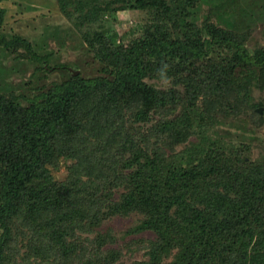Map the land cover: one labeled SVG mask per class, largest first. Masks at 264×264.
Returning a JSON list of instances; mask_svg holds the SVG:
<instances>
[{"label":"rangeland","instance_id":"obj_1","mask_svg":"<svg viewBox=\"0 0 264 264\" xmlns=\"http://www.w3.org/2000/svg\"><path fill=\"white\" fill-rule=\"evenodd\" d=\"M97 3L105 8L100 14L102 28L96 23L77 29L78 14L68 20L59 0H0L4 10L0 38L24 40L46 61L44 65L34 63L17 44L9 49L0 46V93L25 99L68 76L109 77L112 81L114 75L107 76L105 65L94 58L82 34L91 27L96 32L104 30L112 47H126L140 38L155 18L151 10H137L134 0ZM252 4L263 6L264 0H198L188 21L202 28L232 25L254 55L264 50V19L244 15ZM168 33L176 37L179 32L170 33L169 28ZM161 62L151 57L153 69L148 68L145 85L161 92L177 91L180 100L138 122L135 112L142 102L136 96L135 103L127 102L122 114H101L98 124L83 132L89 153L99 158L98 170L111 176L113 184L112 189H106L97 174L82 176L84 189L90 192L87 197L92 198L85 202L83 228L74 237V245H84L83 255L72 264H242V236L249 227H258L250 223V213L258 207L264 216V199L259 202L264 195V69L239 68L217 82L207 79L197 69L201 63L196 62L195 70L186 68L184 79L178 80ZM39 66L47 71L35 68ZM103 97L98 94V103ZM102 108L103 104L99 111ZM258 109H262L261 116ZM121 145L124 149L119 154L116 150ZM98 147L105 150L98 152ZM137 151L164 163L162 194L150 199L146 208L134 204L108 214L107 208L122 200L123 184L133 172L124 168L123 161L119 163L120 157L125 161ZM69 167L70 162H61L50 170L55 180L63 181ZM98 191L103 194L99 199ZM96 196L100 204L93 205ZM100 205H104L103 214L94 226V214L86 210ZM16 245L18 251L10 264L13 259L15 264L44 263L35 255L28 256V244Z\"/></svg>","mask_w":264,"mask_h":264},{"label":"trees","instance_id":"obj_2","mask_svg":"<svg viewBox=\"0 0 264 264\" xmlns=\"http://www.w3.org/2000/svg\"><path fill=\"white\" fill-rule=\"evenodd\" d=\"M197 1L134 0L137 10H151L155 20L140 38L126 47H112V40L104 30L86 29L82 36L94 58L105 65L103 69L107 76L114 75L112 81L109 77L68 76L61 83L39 89L25 99L0 93V264H10L18 251L17 242L26 247L28 244V256L35 255L43 264H72L83 255L85 247L74 245V237L83 228L81 212L85 202L92 197H87L90 192L84 189L82 176L97 174L106 189H112L113 184L111 176L98 170L99 158L89 153V144L83 134L85 128L97 125L101 114H122L127 102L135 103L136 96L142 102L135 112L138 122L147 121L156 109L172 107L174 100L180 98L177 91L161 92L145 85L147 70L153 69L151 57L161 59V64L169 67L173 72L171 76H178V80L184 79L186 68L195 70L196 62L201 63L197 69L207 79L217 82L226 80L239 68L264 69V50L250 54L244 39L232 25L226 29L214 25H203L202 28L188 21ZM96 2L59 0V7L68 20L72 19L73 13L78 14L77 29L96 23L102 28L100 14L105 8ZM231 13H228L229 18ZM3 14L4 10L0 8V18ZM244 15L263 20L264 5L253 7L252 4ZM169 28L170 33L176 30L178 35L170 36ZM13 44L20 45L34 63L44 65L46 62L31 50L28 42L0 38L2 47L9 49ZM35 68L42 73L47 71L42 66ZM98 94L104 95L99 103ZM94 100L96 103L92 105ZM101 104L103 108L99 111ZM108 126L110 124L103 128L107 130ZM121 147L116 150L119 154L124 149ZM104 150V147H98V152ZM120 158L119 163L123 161L124 168H132L133 172L123 184L122 200L117 206H109L108 214L134 204H143L146 208L150 199L160 196L163 191L162 161L149 157L144 151L135 152L125 161L124 157ZM61 162H70L71 167L66 179L57 181L50 169H57ZM101 195L98 191V199ZM97 196L93 205L100 204ZM263 199L264 195L259 202ZM102 207L104 205L91 206L86 210L93 212L94 226L98 225V215L103 214ZM249 218L250 223L258 227H249L242 236L239 248L242 264H264V216L257 207ZM96 263L82 261L80 264ZM11 264H15L14 259Z\"/></svg>","mask_w":264,"mask_h":264},{"label":"water","instance_id":"obj_3","mask_svg":"<svg viewBox=\"0 0 264 264\" xmlns=\"http://www.w3.org/2000/svg\"><path fill=\"white\" fill-rule=\"evenodd\" d=\"M257 114H259L261 116V113H262V109H258L256 110Z\"/></svg>","mask_w":264,"mask_h":264}]
</instances>
